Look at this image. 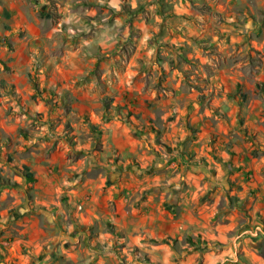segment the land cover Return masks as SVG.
I'll return each mask as SVG.
<instances>
[{
	"label": "rangeland",
	"instance_id": "374dc122",
	"mask_svg": "<svg viewBox=\"0 0 264 264\" xmlns=\"http://www.w3.org/2000/svg\"><path fill=\"white\" fill-rule=\"evenodd\" d=\"M0 60V264H264V0H0Z\"/></svg>",
	"mask_w": 264,
	"mask_h": 264
},
{
	"label": "trees",
	"instance_id": "16d2710c",
	"mask_svg": "<svg viewBox=\"0 0 264 264\" xmlns=\"http://www.w3.org/2000/svg\"><path fill=\"white\" fill-rule=\"evenodd\" d=\"M0 63H1V64H4L3 61H1V60H0ZM260 91L264 92V88H261ZM263 96H264V93H263ZM66 128H68V126H67ZM68 131H69V130H68ZM66 134H67V135H66ZM65 136H67V138H68L67 140L69 141V140H70V137L68 136L67 130L65 131ZM25 177H26L27 179H30V178H31V173H25ZM189 241H190V239H189Z\"/></svg>",
	"mask_w": 264,
	"mask_h": 264
}]
</instances>
